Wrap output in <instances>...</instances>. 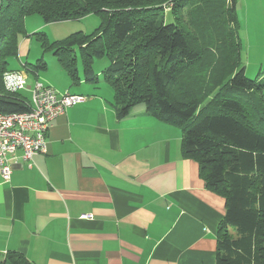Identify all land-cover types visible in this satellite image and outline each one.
<instances>
[{"label":"trees","instance_id":"1","mask_svg":"<svg viewBox=\"0 0 264 264\" xmlns=\"http://www.w3.org/2000/svg\"><path fill=\"white\" fill-rule=\"evenodd\" d=\"M140 1L0 0V113L30 108V99L20 93L29 89L11 92L4 84L6 73L23 71L8 65L28 35L25 17L53 23L96 15L101 22L90 34L77 32L52 43L33 35L73 84L78 58L85 81L109 84L120 116L140 106L179 127L182 157L195 161L205 188L224 199L215 264H264V78L249 79L239 62L235 0L211 9V0H205L195 24L201 12L209 13V23L196 33L175 21L171 8L142 10ZM173 1L176 6L179 0ZM101 58L107 66L99 80L93 63ZM35 68L46 70V64ZM0 264L31 263L10 252Z\"/></svg>","mask_w":264,"mask_h":264},{"label":"crops","instance_id":"2","mask_svg":"<svg viewBox=\"0 0 264 264\" xmlns=\"http://www.w3.org/2000/svg\"><path fill=\"white\" fill-rule=\"evenodd\" d=\"M65 76L34 82L85 100L51 122L31 167L0 176V263L215 264L224 199L182 157L181 129L140 106L120 116L109 84Z\"/></svg>","mask_w":264,"mask_h":264},{"label":"rangeland","instance_id":"3","mask_svg":"<svg viewBox=\"0 0 264 264\" xmlns=\"http://www.w3.org/2000/svg\"><path fill=\"white\" fill-rule=\"evenodd\" d=\"M184 1L186 0H179L175 6L173 0H141L137 6L142 10H156V13H164V11L168 13L167 9L171 8L173 11V19L180 24L188 26L193 32L196 33L199 29L206 28L209 23V13H199L200 17H197L199 24L197 21V24H195L197 10L205 9V0H190L187 4H183ZM223 1L225 4L226 2L230 4L229 0H211L208 9L213 7L217 8ZM156 19H159V17ZM235 20L237 23L235 35L238 36L237 43L240 44L238 53L241 67H244L245 75L249 79H254L259 76V80L263 82L264 0H235ZM100 22V18L96 15H88L81 19L53 23H45L39 15L27 16L24 21V28L28 35L19 40L18 58L14 57L9 59L8 66L11 69L20 68V70L25 71L26 69L22 66V63H25L27 68H32L37 71L36 73L40 80H46L60 85L64 82V78H66L65 73L60 68L52 52L43 51L37 39L38 37L36 38L33 34L38 33L40 36H45L50 43L63 42L77 32L84 34L92 33L100 25ZM207 59L210 60V54L207 56ZM38 62L45 63L46 70L35 68ZM106 62V58L94 60L93 69L100 72V78L102 69L107 64ZM77 67L81 72L82 67L79 58L77 59ZM37 75L29 71L27 72L26 89L33 85ZM20 93L25 98L30 99V92L28 90Z\"/></svg>","mask_w":264,"mask_h":264},{"label":"built area","instance_id":"4","mask_svg":"<svg viewBox=\"0 0 264 264\" xmlns=\"http://www.w3.org/2000/svg\"><path fill=\"white\" fill-rule=\"evenodd\" d=\"M27 74L24 71L4 75L5 88L15 92L26 89ZM30 91V108L21 113H0V176L9 182L19 159L33 165L35 155L47 150L46 134L51 122L74 104L82 103L83 96L59 93L55 89L35 81ZM20 152V155H18ZM85 215L83 218H89Z\"/></svg>","mask_w":264,"mask_h":264}]
</instances>
